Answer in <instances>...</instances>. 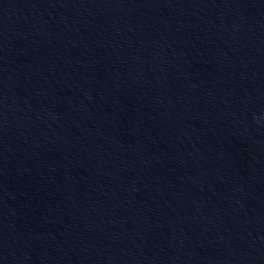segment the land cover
Masks as SVG:
<instances>
[{"label": "water", "instance_id": "1", "mask_svg": "<svg viewBox=\"0 0 264 264\" xmlns=\"http://www.w3.org/2000/svg\"><path fill=\"white\" fill-rule=\"evenodd\" d=\"M0 264H264V0H0Z\"/></svg>", "mask_w": 264, "mask_h": 264}]
</instances>
